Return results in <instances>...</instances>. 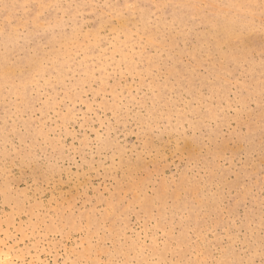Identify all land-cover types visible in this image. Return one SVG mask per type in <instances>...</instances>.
I'll return each mask as SVG.
<instances>
[{
	"label": "rangeland",
	"instance_id": "374dc122",
	"mask_svg": "<svg viewBox=\"0 0 264 264\" xmlns=\"http://www.w3.org/2000/svg\"><path fill=\"white\" fill-rule=\"evenodd\" d=\"M0 67V264H264V0H0Z\"/></svg>",
	"mask_w": 264,
	"mask_h": 264
},
{
	"label": "bare ground",
	"instance_id": "6f19581e",
	"mask_svg": "<svg viewBox=\"0 0 264 264\" xmlns=\"http://www.w3.org/2000/svg\"><path fill=\"white\" fill-rule=\"evenodd\" d=\"M218 31L220 32V34L222 36L225 34L229 35L231 33V27L229 25L220 24L218 26ZM35 67H37V66L35 64H33L32 68H35ZM9 72H10L9 69H4L3 67H0V77L1 78L5 77Z\"/></svg>",
	"mask_w": 264,
	"mask_h": 264
}]
</instances>
